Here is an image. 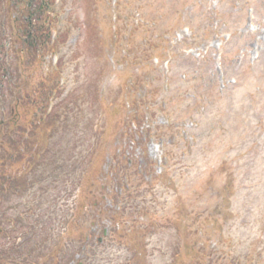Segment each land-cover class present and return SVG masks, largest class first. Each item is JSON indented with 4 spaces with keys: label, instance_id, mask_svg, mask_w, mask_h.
<instances>
[{
    "label": "rangeland",
    "instance_id": "1",
    "mask_svg": "<svg viewBox=\"0 0 264 264\" xmlns=\"http://www.w3.org/2000/svg\"><path fill=\"white\" fill-rule=\"evenodd\" d=\"M44 1L50 45L0 96L1 167L28 179L3 253L30 254L15 229L49 201L44 264H264V0Z\"/></svg>",
    "mask_w": 264,
    "mask_h": 264
},
{
    "label": "trees",
    "instance_id": "2",
    "mask_svg": "<svg viewBox=\"0 0 264 264\" xmlns=\"http://www.w3.org/2000/svg\"><path fill=\"white\" fill-rule=\"evenodd\" d=\"M41 6H39L40 10H38V9L36 10V11H39L38 16H40V14H43L45 12V10L47 9L45 5H41ZM46 44H47L46 41L39 40V46L44 48L46 46ZM32 47L34 49H36V47H37V42L35 40L33 41ZM3 73H5V72L2 69H0V83L6 84L7 79L3 75ZM50 82L54 83V80L50 78ZM55 87L56 86L54 85V88ZM49 94L50 95L53 94L52 89H51V91H49ZM48 96L49 95L47 93L46 97H48ZM1 128L2 127H0V129ZM0 135H2L0 138V176H3V178L7 179L10 171L3 169L4 167H1V164L5 160V155L7 154L8 149H4V147H3V145L5 143L4 133L0 134ZM15 143H16V141L12 142V140H11L9 142V144L8 143L7 144L11 148L12 145ZM38 146H39V148H38L37 153H39L41 151L44 152V145L42 143H39ZM12 149H13V147H12ZM15 151H17V150H15ZM6 158H8V155L6 156ZM13 158H14L13 154H12V156L9 155L10 160H12ZM81 165H84V164H81ZM94 181H95V177L92 178V183H91L92 187L95 186ZM11 183H13L12 178H9V184H11ZM34 185H36V183ZM140 186H141V184H138L135 187V192H137V190L139 189ZM11 188H13V187H10V188L7 187L5 189L2 186V184L0 183V198L5 195V191L8 192L9 194L10 193L14 194V191L11 190ZM47 202H49V201H47ZM47 202H44V203L39 202L38 203L39 205H34V203L29 204L27 209L24 210L25 216H28L26 218V222L23 225H21L20 227H17L15 229L16 232L18 231V232H20L21 235H25V237L23 238L24 248H26L28 246L31 249L30 254L27 255L25 258L18 257L17 259H14L13 253H11V252H8L5 254L3 253L7 247L13 248L14 229H12V230L4 229L2 227L4 223L0 222V233L5 232L4 237H2L0 235V264H5V261H7V264H14V263H18V264H44L46 261L47 262L49 261V253H51V248H48L49 243L47 244V241L51 239V236L46 234V231H47V228H49L51 224L56 225L57 221L52 216V214L50 216H47V214L50 213V208H51V206H50L49 209H44L47 207ZM0 203H2L1 199H0ZM9 205H10V201L5 202V204L3 206L0 204V207H1L0 208V218L1 219H3V217H5L7 215L15 213V210L17 209V208L15 209V205L11 209L9 208ZM7 221L11 222V224H14L13 227L15 228L16 221L13 217H9V219H7ZM70 238H71V234H70ZM39 240H41L40 243L37 246H35L34 243L38 242ZM67 248H68V246H67ZM19 255H21V254H19Z\"/></svg>",
    "mask_w": 264,
    "mask_h": 264
},
{
    "label": "flooded vegetation",
    "instance_id": "3",
    "mask_svg": "<svg viewBox=\"0 0 264 264\" xmlns=\"http://www.w3.org/2000/svg\"><path fill=\"white\" fill-rule=\"evenodd\" d=\"M2 3V2H1ZM16 28H17V24L15 23V25H14ZM0 30L2 31V32H4L5 31V29H4V25L3 24H0ZM0 31V37L2 36V32ZM4 38V34H3V36H2V39Z\"/></svg>",
    "mask_w": 264,
    "mask_h": 264
}]
</instances>
